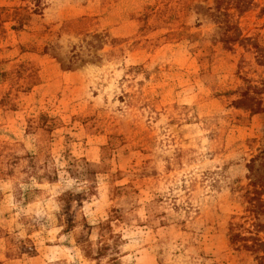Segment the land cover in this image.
<instances>
[{
    "label": "rangeland",
    "instance_id": "374dc122",
    "mask_svg": "<svg viewBox=\"0 0 264 264\" xmlns=\"http://www.w3.org/2000/svg\"><path fill=\"white\" fill-rule=\"evenodd\" d=\"M250 183L264 0H0V264H259Z\"/></svg>",
    "mask_w": 264,
    "mask_h": 264
},
{
    "label": "trees",
    "instance_id": "16d2710c",
    "mask_svg": "<svg viewBox=\"0 0 264 264\" xmlns=\"http://www.w3.org/2000/svg\"><path fill=\"white\" fill-rule=\"evenodd\" d=\"M240 95L242 98H246L247 96V94L245 93H241ZM250 174L253 177V174L251 172ZM249 185L250 188L244 191L242 197L245 203L247 204L246 211L256 220L252 224V227L255 228L254 229L255 233L253 234L252 237L251 236L244 237L241 235V232H239L238 230L240 226L235 224H230L228 227V231L230 232V238L232 242H234L235 244L238 243L239 248L247 251L257 252V251H261V248L264 247V242H262L260 238H258L257 236L259 232L264 231V205L260 198L261 191H258V189L255 186H253L252 183L248 184V186ZM259 216L263 217L262 222L258 220ZM233 227H236V229H233ZM233 230H236V232H231ZM247 241H249L250 244H247L246 243ZM258 261L259 264H264V252L262 256L258 257Z\"/></svg>",
    "mask_w": 264,
    "mask_h": 264
}]
</instances>
